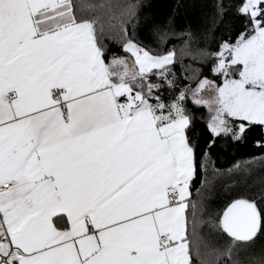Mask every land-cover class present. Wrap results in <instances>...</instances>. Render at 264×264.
<instances>
[{"label":"snow or ice","instance_id":"snow-or-ice-1","mask_svg":"<svg viewBox=\"0 0 264 264\" xmlns=\"http://www.w3.org/2000/svg\"><path fill=\"white\" fill-rule=\"evenodd\" d=\"M137 11L111 0H0V264H193V255L239 264L234 254L264 235V189L222 213L192 199L186 103L209 113L205 173L217 138L264 127V0H240L235 41L198 53L222 84L200 79L169 102L160 93L175 88L176 53L137 40ZM106 38L125 55L109 59Z\"/></svg>","mask_w":264,"mask_h":264},{"label":"trees","instance_id":"trees-1","mask_svg":"<svg viewBox=\"0 0 264 264\" xmlns=\"http://www.w3.org/2000/svg\"><path fill=\"white\" fill-rule=\"evenodd\" d=\"M99 2V0H96ZM112 3L137 4L136 38L154 53L162 54L174 50V63L170 65V75H175V88L165 87L160 93L165 102L179 95L182 89L195 88L198 80L208 78L217 85L223 82L222 77L212 74L214 61L198 55L201 51L215 53L222 41H235L236 36L244 29L246 21L235 12L240 0H111ZM223 5L224 15L217 13ZM121 9H114L118 15ZM106 23L108 17H104ZM113 24L117 20L110 21ZM131 30V26H129ZM114 35V34H113ZM108 58L112 55L123 56L118 40L105 39ZM155 79V78H153ZM187 108L194 116L193 125L188 132L196 144L197 175L191 187L192 199L203 202L212 213L222 211L234 199L251 198L264 189V127L252 126L244 137L234 141L231 137H220L211 148V161L207 173L199 167L202 154L212 139L206 123L209 113L204 107H194L191 99ZM260 145V146H258ZM239 163L242 167L235 169ZM232 169V171H229ZM215 170H218V174ZM207 177L209 183L202 187ZM199 189V193H197ZM264 207V204H261ZM207 233V229L204 230ZM212 247L223 248L222 237H209ZM249 250L255 251L251 253ZM233 259L239 264H264V235L259 236L254 244L239 250ZM193 264L199 260L193 255ZM220 264H229L227 257L221 258Z\"/></svg>","mask_w":264,"mask_h":264},{"label":"rangeland","instance_id":"rangeland-1","mask_svg":"<svg viewBox=\"0 0 264 264\" xmlns=\"http://www.w3.org/2000/svg\"><path fill=\"white\" fill-rule=\"evenodd\" d=\"M209 95H211L210 93H209ZM251 253H255L256 252V250L255 251H252V250H249Z\"/></svg>","mask_w":264,"mask_h":264},{"label":"crops","instance_id":"crops-1","mask_svg":"<svg viewBox=\"0 0 264 264\" xmlns=\"http://www.w3.org/2000/svg\"><path fill=\"white\" fill-rule=\"evenodd\" d=\"M8 187H10V185L6 186V187H5V190H7Z\"/></svg>","mask_w":264,"mask_h":264}]
</instances>
